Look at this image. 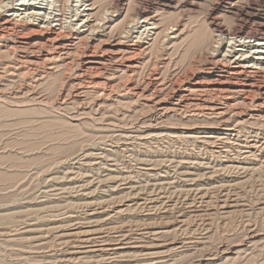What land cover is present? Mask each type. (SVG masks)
<instances>
[{
	"label": "rangeland",
	"instance_id": "obj_1",
	"mask_svg": "<svg viewBox=\"0 0 264 264\" xmlns=\"http://www.w3.org/2000/svg\"><path fill=\"white\" fill-rule=\"evenodd\" d=\"M49 2L0 0L40 23L0 38V264H264V0Z\"/></svg>",
	"mask_w": 264,
	"mask_h": 264
},
{
	"label": "bare ground",
	"instance_id": "obj_2",
	"mask_svg": "<svg viewBox=\"0 0 264 264\" xmlns=\"http://www.w3.org/2000/svg\"><path fill=\"white\" fill-rule=\"evenodd\" d=\"M36 1V0H35ZM25 2V1H24ZM28 2H30V1H28ZM50 3V7L51 8H54V7H57V6H55V2H54V0H52V2H49ZM77 3V2H76ZM25 4V3H24ZM5 6V5H4ZM58 6H59V4H58ZM41 7V6H40ZM86 7V6H85ZM19 8V7H18ZM43 9V8H42ZM84 9V8H83ZM2 10V9H1ZM78 10V9H77ZM81 10V9H80ZM92 10V9H91ZM90 9H84V11L87 13V12H89V11H91ZM56 11V10H55ZM83 11V10H82ZM41 12V11H40ZM47 12H49V11H47ZM5 14V13H4ZM17 15V14H16ZM47 15V14H46ZM138 15V14H137ZM140 16H138L139 18V20L138 21H140L141 20V23H146V25H147V23L149 22V20H151V19H148L147 17H145V15L146 14H143V13H141V14H139ZM55 16H57L56 14H55ZM84 16V15H83ZM149 16V15H148ZM35 17V16H34ZM84 17H86V16H84ZM22 19V18H21ZM33 19V18H32ZM56 19H58V18H56ZM37 20V19H36ZM36 20H33V21H24V22H19L20 20H18V18L16 19V17H12V15H9V16H5V15H0V38H5V37H7V36H11V35H13V34H18V35H21V34H23V33H21V32H23V31H28L29 29H33V27L35 28V27H38L39 26V24L40 23H38V22H36ZM83 20V19H82ZM154 22V21H153ZM20 23H22V24H20ZM89 23V22H88ZM140 23V24H141ZM42 24V23H41ZM49 24V23H48ZM130 24V23H129ZM138 24V23H137ZM153 23L151 22V25H152ZM50 25V24H49ZM51 26V25H50ZM56 26V25H55ZM59 26V25H58ZM88 26V25H87ZM43 27V26H42ZM84 27V26H83ZM44 28V27H43ZM45 28H47V30H45V31H47L46 33V35H45V39H44V44H50V46L51 47H55V48H57V49H61V48H63L64 47V45H63V42H60L59 41V39H58V36L60 35V32H59V35H58V31H56V30H51V28L50 29H48V27H45ZM63 28V27H62ZM54 29V28H53ZM61 29V28H60ZM81 29V28H80ZM90 30V29H89ZM88 30V31H89ZM35 31V30H34ZM33 31V32H34ZM63 31V30H62ZM83 31V30H82ZM95 31V30H94ZM30 32H32V31H29L28 33L30 34ZM37 33H39L38 32V29H37V31H36ZM36 32H34V33H36ZM42 32V31H41ZM44 32V31H43ZM64 32V31H63ZM84 32V31H83ZM33 33V34H34ZM65 33V32H64ZM63 33V34H64ZM155 33V32H154ZM24 35H27L26 33H24L23 34V36L22 37H20V38H26V36H24ZM125 35V34H124ZM17 36V35H16ZM40 36H41V34H40ZM231 36V35H230ZM232 36H234V37H232ZM231 36V38H230V41L231 40H236V37L239 39V40H241V39H243V37L242 38H239V37H241V36H243V33L242 32H240V33H233V35ZM60 37V36H59ZM121 37V36H120ZM130 37H132V36H130ZM245 37V36H244ZM9 38V37H8ZM63 37H61V39H62ZM67 38H68V35H67ZM129 38V37H128ZM141 38V37H140ZM214 38V37H213ZM219 38V37H218ZM226 38V37H225ZM11 39V38H10ZM123 39L124 40H122V42H120V40L119 41H117V40H115V41H113L110 45H109V51L107 52V54L108 55H104V53L103 54H99V56L98 57H93V56H90V57H88L87 59L89 60V58H91V60H93L94 62V64H99L100 66L102 65L103 66V58H107V59H109V60H113V59H115V58H117V53H119V51L120 52H123V50H125V51H130V49H128V46L127 45H125V41H128V43L130 42L126 37H123ZM229 39V38H228ZM247 39V38H246ZM12 40H13V38H12ZM16 40V39H15ZM25 41H19V42H17V41H15V45L16 44H18V48H20V49H31L32 47L34 48V44L33 43H31L30 41H26V39H24ZM66 40V39H65ZM114 40V39H113ZM133 40H135V39H133ZM99 41V40H98ZM101 41V40H100ZM138 41V40H137ZM248 41V40H247ZM106 42V41H105ZM139 42H141V40L139 41ZM224 42V41H223ZM232 42V41H231ZM11 43V42H10ZM95 43H96V41H95ZM100 43V42H99ZM101 43H103L102 41H101ZM100 43V44H101ZM107 43V42H106ZM246 43V42H245ZM263 43V42H262ZM39 44V43H38ZM94 44V43H93ZM122 44L125 46V49H122L121 48V46H122ZM217 44V43H216ZM105 45V44H104ZM131 45H133V41H132V44ZM142 45H143V43H138V44H136V45H134L135 47H136V49H142ZM251 45V44H250ZM260 45H264V44H260ZM20 46V47H19ZM94 45H92V47H93ZM40 47H44V46H40ZM47 47V46H46ZM49 47V46H48ZM94 47H96V46H94ZM214 47V46H213ZM248 47V46H247ZM15 48V47H14ZM100 48V47H99ZM102 48V47H101ZM251 48V47H250ZM95 49V48H94ZM93 49V50H94ZM233 49V48H232ZM34 50H36V49H34ZM52 50V49H51ZM53 50H54V48H53ZM214 50V49H213ZM226 50H227V48H226ZM230 50V49H229ZM228 50V51H229ZM264 50V49H263ZM262 51V50H261ZM51 52V51H50ZM49 52V53H50ZM56 52V51H55ZM96 52V51H95ZM226 53V52H225ZM234 53V52H233ZM93 54V53H92ZM120 54V53H119ZM138 54V53H137ZM227 54V53H226ZM24 55V54H23ZM51 55V54H50ZM55 55H56V53H55ZM88 55H89V53H88ZM96 55V54H95ZM136 55V54H135ZM208 55V54H207ZM37 56H38V54H37ZM36 56V57H37ZM54 56V55H53ZM97 56V55H96ZM131 56V55H130ZM209 56V55H208ZM238 56V55H237ZM242 56V55H241ZM48 54H46V53H42L41 54V56H38V59H48ZM85 57V56H84ZM131 57H134L133 55L131 56ZM131 57L129 58V59H131ZM210 57H211V55H210ZM222 57V56H221ZM243 57V56H242ZM18 58V57H17ZM105 58V59H106ZM123 59V58H122ZM125 59V58H124ZM126 59L128 60V58L126 57ZM135 59V58H134ZM22 62H24V63H27V64H30V63H33L34 61V58H31V57H28V55L27 56H22ZM126 60V61H127ZM212 60V59H211ZM245 60V59H244ZM244 60H239V59H236V60H234V62H233V64H234V67H233V71H231L232 73H230V74H227V77H224V79H228V76L229 75H232L234 78H236V79H239L241 76H244V78H245V76H248V75H250L251 73H253L254 74V72H253V68H255V67H253L254 65H248L247 63H248V61H244ZM257 60V59H256ZM14 61V60H13ZM50 61V60H49ZM48 61V62H49ZM122 61V60H121ZM232 61V60H231ZM45 62V61H44ZM104 62H106V61H104ZM113 62V61H112ZM115 62V61H114ZM123 62V61H122ZM17 63V62H16ZM37 63V62H36ZM82 63V62H81ZM107 63V62H106ZM224 63V62H223ZM252 63V62H251ZM23 64V63H22ZM21 63H20V65H22ZM43 64V63H42ZM84 64V63H83ZM91 64V63H90ZM226 64V63H225ZM229 64V63H228ZM19 65V64H18ZM31 65V64H30ZM38 65V64H37ZM129 65V64H128ZM135 65V64H134ZM256 65V64H255ZM106 66V65H105ZM104 66V67H105ZM212 66V65H211ZM225 66V65H224ZM26 67V66H25ZM30 67V66H29ZM104 67H102V68H104ZM111 67V66H110ZM117 67H119V66H117ZM230 67V66H229ZM28 68V67H27ZM86 68V67H85ZM84 68V69H85ZM94 68H96V67H94ZM93 68V69H94ZM108 68V67H107ZM122 68V67H121ZM127 68V67H126ZM35 69V68H34ZM91 69H92V67H91ZM97 69V68H96ZM129 69V68H128ZM127 69V70H128ZM220 69H222V68H220ZM256 69V68H255ZM31 70V69H30ZM86 70V69H85ZM95 70V69H94ZM223 70H224V68H223ZM32 71V70H31ZM101 71H102V69H101ZM129 71V70H128ZM260 71V70H259ZM33 72V71H32ZM36 72V71H35ZM93 72V71H92ZM34 73V72H33ZM88 73H90V72H88ZM102 73V72H101ZM133 73V72H132ZM223 73L224 72H218L217 74H215V76L214 77H216V78H218V79H216V80H220V78H222L224 75H223ZM85 74H87V72L85 73ZM91 74H94V73H91ZM91 74L89 75V76H91ZM105 74V73H104ZM103 74V75H104ZM111 74V73H110ZM118 74V73H117ZM256 74V73H255ZM95 75H97V74H95ZM101 75V74H100ZM113 75V74H112ZM120 75V74H119ZM226 75V74H225ZM93 76V75H92ZM193 75H191V77H192ZM257 76V75H256ZM33 77V76H32ZM83 77V76H82ZM190 77V78H191ZM194 77V76H193ZM252 77H253V75H252ZM80 78V77H79ZM91 77H89V79H90ZM233 78V79H234ZM261 78V77H260ZM81 79V78H80ZM215 79V78H214ZM231 79V78H230ZM252 79V78H251ZM255 79V78H254ZM206 80V79H205ZM222 80V79H221ZM245 80V79H244ZM79 81H81L80 83L81 84H84V85H87L88 87L90 86L91 88H96L97 87V84H96V82H95V80H79ZM124 81V80H123ZM128 81H130L129 79H128ZM181 81V80H180ZM186 81V80H185ZM204 81V80H203ZM203 81H201V82H203ZM214 81L215 80H213V83H214ZM255 81V80H254ZM261 81V80H260ZM106 82V81H105ZM112 82H114L113 80H112ZM198 82H199V80H198ZM201 82L199 83L200 85H201ZM208 82H210V81H208ZM217 82V81H216ZM223 82V81H222ZM224 82H225V80H224ZM238 82H239V80H238ZM79 83V85H81ZM120 83V82H119ZM130 83H131V81H130ZM192 83V82H191ZM196 83H197V81L195 82V84H193V85H196ZM230 83V82H229ZM233 83V82H232ZM250 83V82H249ZM248 83V84H249ZM252 83V82H251ZM257 82H255V84H256ZM109 84V83H108ZM128 84V83H127ZM207 84H209V83H207ZM223 84V83H222ZM237 84V83H236ZM239 84V83H238ZM84 85H81V86H84ZM99 85V84H98ZM101 85V84H100ZM105 85H107V83L105 84ZM105 85H103V86H105ZM112 85V84H111ZM115 85V84H114ZM123 85V84H122ZM124 85H125V83H124ZM123 85V86H124ZM179 85V84H178ZM183 85V84H182ZM221 85V84H220ZM241 85V84H240ZM244 85V84H243ZM251 85V84H250ZM197 86V85H196ZM214 86V85H213ZM237 86V85H236ZM78 87H80V86H78ZM102 87V86H101ZM106 87V86H105ZM110 87V86H109ZM108 87V88H109ZM129 87V86H128ZM130 87H132V86H130ZM129 87V88H130ZM183 87V86H182ZM242 87V86H241ZM252 87V86H251ZM260 87V86H259ZM100 88V87H99ZM103 88V87H102ZM124 88H126V87H124ZM137 88V87H136ZM193 88V87H192ZM191 88V89H192ZM77 89H79V88H77ZM101 89V88H100ZM121 89V88H120ZM141 89V88H140ZM184 90L186 89V87L185 88H183ZM203 89V88H202ZM218 89V88H217ZM258 89V88H257ZM84 90V89H83ZM102 90V89H101ZM136 90V89H135ZM142 90V89H141ZM156 90V89H155ZM175 90V89H174ZM186 90H188V89H186ZM209 90V89H208ZM235 90H237V89H235ZM241 90V89H240ZM248 90V89H247ZM90 91V90H89ZM92 91V90H91ZM109 91V90H108ZM107 91V92H108ZM113 91V90H112ZM112 91H110V92H112ZM118 91H120V90H118ZM122 91V90H121ZM120 91V92H121ZM126 92H127V90H125ZM204 91H205V89H204ZM211 91V90H210ZM218 91V90H217ZM249 91V90H248ZM252 91V90H251ZM255 91V90H254ZM79 92V91H78ZM82 92H84V91H82ZM93 92V91H92ZM116 92V91H115ZM119 92V93H120ZM124 92V91H123ZM125 92V93H126ZM132 92V91H131ZM136 92V91H135ZM192 92H194V91H192ZM200 92V91H199ZM203 92V91H202ZM258 92H260V91H258ZM17 93H19V92H17ZM74 93V92H73ZM100 93H101V91H100ZM104 93V92H103ZM118 93V94H119ZM124 93V94H125ZM138 93H140V91L138 92ZM143 93H144V90H143ZM152 93V92H151ZM198 93V92H197ZM201 93V92H200ZM207 93V92H206ZM213 93H215V92H213ZM225 93V92H224ZM243 93V92H242ZM248 93V92H247ZM253 93V92H252ZM12 94H14V93H12ZM194 94V93H193ZM204 94V93H203ZM202 94V95H203ZM217 94V93H216ZM79 95V94H78ZM116 95V94H115ZM120 95V94H119ZM192 95V94H191ZM190 95V96H191ZM195 95H196V93H195ZM194 95V96H195ZM205 95V94H204ZM215 95V94H214ZM229 95V94H228ZM11 96V95H10ZM93 96V95H92ZM136 96V95H135ZM142 96V95H141ZM151 95H149V97H150ZM181 96H182V94H181ZM180 96V100L179 101H181V97ZM186 96V95H185ZM199 96V95H198ZM211 96V95H210ZM209 96V97H210ZM222 96V95H221ZM248 96V95H247ZM147 97V96H146ZM149 97H148V99H149ZM155 97H156V95H155ZM186 97H188V96H186ZM197 97V96H196ZM208 97V96H207ZM208 97V98H209ZM219 97V96H218ZM224 97H225V95H224ZM228 97V96H227ZM241 97V96H240ZM253 97V96H252ZM1 98H4V96H2ZM95 98V97H94ZM98 98V97H97ZM101 98V97H100ZM153 98V97H152ZM195 98V97H194ZM203 98V97H202ZM222 98V97H221ZM251 98V97H250ZM15 99V98H14ZM99 99V98H98ZM110 99V98H109ZM155 99V98H154ZM164 99V98H163ZM179 99V98H178ZM182 99H184V97L182 98ZM191 99V98H190ZM193 99V98H192ZM197 100H198V98H196ZM205 99V98H204ZM211 99V98H210ZM218 100H219V98H217ZM216 99V100H217ZM4 100V99H3ZM23 100V99H22ZM144 100V99H143ZM166 100V99H165ZM208 100V99H207ZM206 100V101H207ZM217 100V101H218ZM1 101H2V99H1ZM7 101V100H6ZM12 101V100H11ZM17 101H18V99H17ZM209 101V100H208ZM5 102V101H4ZM8 102V101H7ZM20 102V101H19ZM159 102V101H158ZM188 102V101H187ZM263 102H264V100H263ZM14 103H16L15 101H14ZM13 103V101H12V104H14ZM21 103H23V102H21ZM21 103H18L17 105H20ZM178 103H181V102H177L175 105L178 107ZM186 103V102H185ZM223 102H221V104H222ZM255 103H257V102H255ZM1 104V103H0ZM8 104V103H7ZM10 104H11V102H10ZM27 104V103H26ZM29 104V103H28ZM178 104V105H177ZM191 104H192V102H191ZM194 104V103H193ZM203 104V103H202ZM218 104V103H217ZM251 104V103H250ZM182 106V105H181ZM183 106H184V104H183ZM186 106V105H185ZM190 106H192V105H190ZM229 106V105H228ZM248 106H249V104H248ZM15 107H16V105H15ZM199 107V106H198ZM224 107V106H223ZM223 107L222 106H220V107H218V106H216V105H211V104H208V105H206V106H203V108H204V110H209V111H216V110H222L223 109ZM11 108V107H10ZM17 108V107H16ZM182 108V107H181ZM194 108H195V106H194ZM201 108V107H200ZM225 108V107H224ZM227 108V107H226ZM235 108V107H234ZM19 109V108H18ZM177 110V109H176ZM187 110V109H186ZM225 110V109H224ZM181 111V110H180ZM223 111V110H222ZM222 111H220V112H222ZM234 111V110H233ZM20 112L21 111H19V110H14L11 114H16V115H19L20 114ZM184 112H185V110H184ZM187 112V111H186ZM191 112H193V111H191ZM218 112V111H217ZM4 113H7V114H9V111L8 110H6V109H4V110H2V108H0V127H2L3 125V123H4V117H3V114ZM206 113V112H205ZM210 113V112H209ZM213 113H215V112H213ZM204 114V113H203ZM208 114V113H207ZM217 114V113H216ZM222 114V113H221ZM264 114V113H263ZM199 115V114H198ZM224 116V115H223ZM11 117H12V115H11ZM201 117H203V115L201 116ZM6 119V118H5ZM219 119H221V118H219ZM17 120V119H16ZM12 121V120H11ZM30 121V120H29ZM37 121V120H36ZM6 123V122H5ZM13 123V122H12ZM20 123H23V122H20ZM8 124V123H7ZM10 124V123H9ZM14 124V123H13ZM15 125V124H14ZM40 125V124H39ZM110 125H112V124H110ZM13 127V126H12ZM29 127V126H28ZM110 128V127H109ZM14 130V129H13ZM6 131V130H5ZM38 131V130H37ZM5 133V132H4ZM35 133V132H34ZM36 134V133H35ZM34 134V135H35ZM39 134V133H38ZM37 135V134H36ZM53 135V134H52ZM45 136V135H44ZM48 136V135H47ZM46 136V137H47ZM24 137V136H23ZM21 139V138H20ZM49 139V138H48ZM18 141V140H17ZM18 144H20V142H16L15 144L13 143V144H11V145H8V148L10 147V148H17L18 149ZM3 145V144H2ZM24 147V146H23ZM4 148V147H3ZM36 150V149H35ZM27 157V156H26ZM11 158H13V157H11ZM14 158H15V156H14ZM17 158H15V162L17 163ZM23 160V159H22ZM22 160H20L18 163H17V165L15 166V165H12V166H15V168L16 169H20V168H22L23 166H24V163H22L23 161ZM28 161V160H27ZM14 168V169H15ZM10 171V170H9ZM12 171H14V170H12ZM19 171H21V170H19ZM24 172V171H23ZM12 173V172H11ZM20 173V172H19ZM17 174H18V172H17ZM9 176V175H8ZM5 177H6V174H0V179H5ZM111 242V241H110Z\"/></svg>",
	"mask_w": 264,
	"mask_h": 264
}]
</instances>
